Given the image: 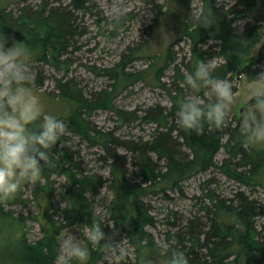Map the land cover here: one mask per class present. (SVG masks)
Returning <instances> with one entry per match:
<instances>
[{"label": "trees", "instance_id": "obj_1", "mask_svg": "<svg viewBox=\"0 0 264 264\" xmlns=\"http://www.w3.org/2000/svg\"><path fill=\"white\" fill-rule=\"evenodd\" d=\"M42 1L37 10L23 7L19 9L17 16L7 12L6 7H0V34L7 41L12 42L14 39L36 45L41 48L36 61L66 72L71 66L66 56L79 34L75 27L74 13L89 10V4L94 0H70L67 7L50 9L47 8L46 1ZM169 1L180 7L173 10L174 13L179 10L178 16L181 8L185 6L186 10L192 2L166 0V8ZM235 1L236 4L225 8L220 7L217 0H201L202 11L209 9L215 22L207 27H199L196 20L186 23L185 35L190 40L192 53L190 60L175 64L172 46L165 65L153 77V82L167 91L172 107L167 110L159 105L154 106L143 118L148 123L155 124L156 128L151 140L136 143L129 148L135 154L131 161L138 179L136 182L127 179L125 157L115 153L117 140L111 133L93 129L88 120L95 109L113 110L122 118V113L111 104L112 100L108 97L111 93H106L109 94L107 96L102 93V97L87 99L73 87L71 81L56 80L63 100L72 103V112L66 119L68 132L100 145L113 160L110 184L113 199L106 210V218L113 224V228L110 231L108 225L104 227L101 224L106 240L111 238L112 232H119L127 237L129 245L136 253L149 254L150 258L161 257L166 261L148 231V227L154 225L155 219L145 203V198L152 193L164 196L167 192L180 188L185 180L216 167V157L222 148L228 153V158L220 166L223 174L235 180L241 187L264 189V146L247 150L245 138L237 128H225L224 124L216 127L205 122L202 130L197 132L184 129L177 119L179 104L188 95V91L190 92L185 76L194 69L198 59H221L222 61L214 64L213 74L231 81L238 74H245L249 82L257 73L264 71V39L260 32L261 27L247 24L241 31L234 30L235 21L242 19L255 6L257 0ZM157 9L158 18L167 12L161 5ZM211 42L216 44L205 49ZM256 51L257 57H253ZM128 64L123 57L116 68L105 72L116 80L118 86L126 81L133 82L138 77L140 79L148 72L147 69L141 73H129ZM172 65V82L168 85L161 79L165 70ZM181 65L185 67V73L182 72ZM34 84L41 85L42 80H34ZM199 94L204 95L202 91ZM73 106H76L74 110ZM174 133L176 138L173 137ZM225 136H228L226 143L223 142ZM182 147L188 151H182ZM73 157L62 137L49 150V163L45 165L41 162L44 166L42 174L48 180V195L52 192L49 186L52 173L64 175L69 181L65 222H56L46 215L47 221L43 223L44 236L35 243H28L27 240L22 242L20 264H55L59 247L58 235L63 229L67 230L66 228L74 225L81 228L85 224L100 222L92 212L91 199L104 186L103 178L79 175L74 171L78 166L74 164ZM205 197L211 202L206 207L208 216H212L211 225H205V230L200 221L190 222L183 235L174 237L176 244L171 248H182L189 256L190 264H264V205L251 199L244 191L237 192L236 200L230 203L220 200L213 192H208ZM89 247L88 264H95L104 258L103 248L93 247L91 244ZM196 249L203 251L197 253Z\"/></svg>", "mask_w": 264, "mask_h": 264}, {"label": "rangeland", "instance_id": "obj_2", "mask_svg": "<svg viewBox=\"0 0 264 264\" xmlns=\"http://www.w3.org/2000/svg\"><path fill=\"white\" fill-rule=\"evenodd\" d=\"M45 1L49 9L67 7L70 4V0ZM118 2L126 6V12L119 27L114 29L111 27V8ZM217 2L220 7L225 8L236 4L235 0ZM42 3V0H0V7H6L7 12L17 16L19 9L26 7L37 10ZM159 5L164 10L167 9V12L158 18ZM89 8L87 11L74 13L75 27L79 34L66 56L71 65L66 72L36 61L35 58L41 48L29 44L30 42L26 43L34 52L32 62L34 80H42L41 85L34 84L33 87L41 97L45 111L56 114L65 121L72 112V103L63 100L61 92L57 89L56 80L71 81L73 87L87 99L111 93L108 96L112 100L111 104L122 113V118L113 110L95 109L88 120L93 129L111 133L117 140L114 146L115 153L125 157L127 179L136 182L138 179L131 161L135 154L129 148L134 147L136 143L151 140L156 128L155 124L148 123L143 118L154 106L159 105L167 110L172 107L167 91L153 82V77L157 76L158 69L165 65L169 48L172 46L175 64L182 61L187 63L190 60L192 55L190 40L185 35L184 25L196 20L202 12V2L192 0L186 10L185 6L181 8L179 16L177 15L179 10H175V13L173 11L180 8L178 4L169 1L166 8V0H94L89 4ZM247 24L259 25L264 39L263 0H257L255 6L249 9L242 19L235 21L234 30L241 31ZM7 43L10 46L12 42L9 40ZM214 44L216 42L209 43L205 49ZM123 57L129 63L127 69L129 73H141L147 69L148 72L140 79L138 77L133 82L126 81L118 86L116 80L105 71L116 68ZM253 57H257V51L253 53ZM218 61L222 60H212L213 64ZM173 66L165 70L161 79L163 83L171 84ZM180 68L182 72H186L183 65ZM232 82L238 102L224 126L237 128L239 131L238 122L248 103L247 91L250 85L245 74H238ZM205 97L210 101L209 97ZM74 108L76 106H73V110ZM173 137L176 138V133ZM63 138L66 140L67 148L73 153L74 164L78 166L74 171L79 175L103 178L104 186L99 189L95 198L91 199L92 212L100 219L98 223L104 227L108 225L111 231L113 224L107 220L106 210L113 199L110 188L113 160L100 145L92 144L71 132L67 131ZM227 138L228 136H225L224 143L227 142ZM245 147L252 150L263 146L253 147L247 143ZM182 151L188 150L182 147ZM227 158L228 153L222 148L216 157V167L185 180L180 188L169 191L164 196L152 193L145 198V203L155 219L154 225L148 227V231L158 246L161 243H166L169 248L174 246L176 244L174 237L183 235L190 222L200 221L201 227L204 228L205 225H211L212 216H208L206 210V207L211 205L205 197L208 192H213L220 200L230 203L236 200L237 192L244 191L251 199L264 205V189L241 187L235 180L223 174L220 166ZM42 175L36 182L26 183L14 198L0 203V264H20L22 242L27 240L28 243H35L44 236L43 223L47 221L46 215L56 222H65L69 181L64 175L52 173L49 178L52 192L48 195V180ZM70 228L77 229L79 238H83V233L78 229L80 227L74 225L66 229ZM63 230L58 235L59 242L64 234ZM110 235V240L117 244V248H127L126 259L124 261L117 259V250L113 249L111 255L105 251L104 258L95 264H145L149 259L153 264H165V259L161 257L150 258L149 254L136 253L125 235L119 232H112ZM195 251L200 253L203 249Z\"/></svg>", "mask_w": 264, "mask_h": 264}, {"label": "clouds", "instance_id": "obj_3", "mask_svg": "<svg viewBox=\"0 0 264 264\" xmlns=\"http://www.w3.org/2000/svg\"><path fill=\"white\" fill-rule=\"evenodd\" d=\"M125 12L126 6L121 2L111 8V27H119ZM214 22L209 9L196 18L199 27ZM33 56V50L25 42L13 39L9 46L0 34V203L14 198L26 183L40 178L44 168L41 162L49 163V150L68 131L64 119L45 111L41 97L34 90ZM213 73L211 59H198L194 69L185 76L190 92L179 104L177 119L186 130L199 132L205 122L223 126L238 102L233 82ZM249 85L248 103L238 122L239 131L250 146H264V71L249 80ZM201 91L203 96L199 94ZM78 229L83 238L65 230L55 264H88L89 244L103 248L109 255L116 249L117 259H126L127 248H117L115 242L106 240L100 223L85 224ZM159 249L166 257L165 264H190L182 248H169L161 243ZM145 264L153 261L149 259Z\"/></svg>", "mask_w": 264, "mask_h": 264}, {"label": "water", "instance_id": "obj_4", "mask_svg": "<svg viewBox=\"0 0 264 264\" xmlns=\"http://www.w3.org/2000/svg\"><path fill=\"white\" fill-rule=\"evenodd\" d=\"M68 231L71 232V233H73V234H75V235L79 238V232H78L77 229H75V228H70V229H68ZM64 232H65V230H64Z\"/></svg>", "mask_w": 264, "mask_h": 264}]
</instances>
